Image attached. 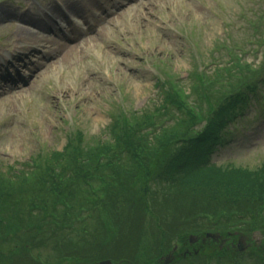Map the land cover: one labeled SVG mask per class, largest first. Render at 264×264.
I'll return each mask as SVG.
<instances>
[{
  "label": "trees",
  "instance_id": "obj_1",
  "mask_svg": "<svg viewBox=\"0 0 264 264\" xmlns=\"http://www.w3.org/2000/svg\"><path fill=\"white\" fill-rule=\"evenodd\" d=\"M249 12L258 62L221 45L229 57L192 64L185 82L159 74L155 97L112 111L104 135L69 131L61 148L0 162V264H146L191 249L189 234L264 233V158L208 156L264 87V6ZM170 264H264V242L241 252L210 241Z\"/></svg>",
  "mask_w": 264,
  "mask_h": 264
},
{
  "label": "rangeland",
  "instance_id": "obj_2",
  "mask_svg": "<svg viewBox=\"0 0 264 264\" xmlns=\"http://www.w3.org/2000/svg\"><path fill=\"white\" fill-rule=\"evenodd\" d=\"M59 2L81 17H94V8L109 7L110 13L61 43L56 37L37 39L41 31L19 20L45 21L52 12L56 16L58 1L0 0V61L8 49H20L24 54L13 57L20 63L13 70L30 72L13 84L0 69V162L27 160L40 148H61L69 131L104 135L112 105L113 112L120 106L142 108L155 97L159 74L173 72L185 82L192 64L227 59L225 44L237 53L246 51L248 61L260 59L254 51L257 38L246 23L253 16L251 8L264 6V0ZM244 111L209 152L210 160L251 167L264 158V89ZM63 263L74 264L68 259Z\"/></svg>",
  "mask_w": 264,
  "mask_h": 264
},
{
  "label": "bare ground",
  "instance_id": "obj_3",
  "mask_svg": "<svg viewBox=\"0 0 264 264\" xmlns=\"http://www.w3.org/2000/svg\"><path fill=\"white\" fill-rule=\"evenodd\" d=\"M51 5H53V4H51ZM52 8H55V6L53 5ZM56 13H57V16H63L62 13H61V11H56ZM53 14L54 13L52 12L50 14L51 17L46 18L45 21L34 20L32 18L26 19L28 22H30L31 24H35L37 27H39L41 29V33H36L35 34V36L37 37V39L38 38H41V36L44 35L47 30L49 32L52 31V29H50V26H52V24L51 25H49V24L51 23V21L56 20L55 19V16H52Z\"/></svg>",
  "mask_w": 264,
  "mask_h": 264
},
{
  "label": "water",
  "instance_id": "obj_4",
  "mask_svg": "<svg viewBox=\"0 0 264 264\" xmlns=\"http://www.w3.org/2000/svg\"><path fill=\"white\" fill-rule=\"evenodd\" d=\"M207 236H212L213 238H217L219 236V234L217 233H210V232H207L206 233ZM193 239V237H191ZM222 241H224V239H222ZM245 244H244V240L242 237H240L238 239V248L240 250H242L244 248ZM168 255L166 256V261L168 260ZM100 264H111V261L109 259H104V260H101L100 261Z\"/></svg>",
  "mask_w": 264,
  "mask_h": 264
}]
</instances>
